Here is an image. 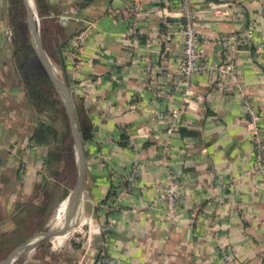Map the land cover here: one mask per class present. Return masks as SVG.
I'll return each mask as SVG.
<instances>
[{
    "label": "crops",
    "instance_id": "crops-1",
    "mask_svg": "<svg viewBox=\"0 0 264 264\" xmlns=\"http://www.w3.org/2000/svg\"><path fill=\"white\" fill-rule=\"evenodd\" d=\"M131 1L49 0L48 40L56 53L67 40L62 55L92 126L84 189L69 232L10 264H96L103 252L119 264H264V0H192L207 63L225 64L224 35L243 41L228 89L218 87L220 76L195 73L189 94L177 75L181 38L164 37L180 27L181 0H139L134 33ZM16 2L0 0V235L45 174L46 147L31 140L37 117L14 62ZM243 96L260 116L255 130ZM175 110L177 130L167 138ZM168 174L180 190L173 217L160 197ZM116 193L114 211L98 207Z\"/></svg>",
    "mask_w": 264,
    "mask_h": 264
},
{
    "label": "trees",
    "instance_id": "trees-1",
    "mask_svg": "<svg viewBox=\"0 0 264 264\" xmlns=\"http://www.w3.org/2000/svg\"><path fill=\"white\" fill-rule=\"evenodd\" d=\"M15 10V18L21 21L13 26L12 40L14 36L28 47L31 42L27 40L20 32L22 30V20L24 19L20 1L17 0ZM37 14L40 18L41 32L44 36L45 42H49V30H47L48 19L55 14V8L50 4L49 0H35ZM58 12V10H57ZM20 31V32H19ZM69 37V36H68ZM15 39V40H17ZM67 43L63 41L59 44L56 50L50 46L52 57L57 60L63 72V78L69 84L73 106L80 126L83 137L84 148L86 141L90 137L91 124L81 114L80 97L75 91V84L79 80L72 77L67 68V62L62 55L61 48ZM49 44V43H48ZM26 57V56H25ZM24 60H19L18 70L22 77L24 89L27 93L31 104L34 107L37 125L31 134V140L34 144L43 145L46 147V155L44 158V176L41 181L35 186L36 193L30 198L19 200L16 203L15 212L13 215L14 227L13 229L0 235V247L5 246L10 242H17L24 239L27 235L43 229L44 222L50 211L60 202L68 193L69 188L61 187L57 180H50L55 177L62 179L64 170L72 166V154L69 145L65 144V138L70 134L67 118L63 109L61 99L48 79L37 55L34 53ZM86 153V151H85ZM57 189L59 194L57 195ZM36 197V198H34ZM39 197V198H38ZM53 201V202H52ZM52 202L51 206L49 204ZM48 214V215H47ZM45 219V220H44ZM46 239L37 243V246L45 244Z\"/></svg>",
    "mask_w": 264,
    "mask_h": 264
},
{
    "label": "built area",
    "instance_id": "built-area-1",
    "mask_svg": "<svg viewBox=\"0 0 264 264\" xmlns=\"http://www.w3.org/2000/svg\"><path fill=\"white\" fill-rule=\"evenodd\" d=\"M139 0H132L130 2L135 18L131 21L130 33L135 32L136 24V11L139 7ZM221 11V10H219ZM199 16V10L193 5L192 0H181V23L178 28H171L165 32V39H170L173 36H180L181 38V48L178 52V64H177V75L180 78L182 84L185 85V94L192 92L191 90V77L195 73H205L207 76L217 75L220 76L219 81L217 82L218 87L228 89V79L234 77L235 75V61L239 49V46L242 44L243 36L238 33H231L223 36V39L231 43L228 51L229 55L225 60V64H209L206 61V53L204 46V39L202 34L199 32L197 27V18ZM63 17V16H62ZM73 45L76 46V43L73 42ZM75 62V61H73ZM153 66L148 63L145 66L146 76H151ZM243 102L246 104V113H247V126L249 129L255 130L257 127V122L260 118L254 106L250 103V100L247 96H243ZM178 110L173 112L172 119L168 123L165 129V136L168 138L172 135L177 127L174 123L175 117L178 115ZM257 150V163L261 164L262 158V145L260 143L256 144ZM167 144L163 145L161 156L166 160V151ZM25 159L22 160L25 163ZM139 174V169L134 168L132 175ZM131 175V177H133ZM169 180L163 186L160 192V197L166 202V214L168 217H173L175 215L176 202L180 195V190L178 184L173 180V175L168 174ZM119 198V194H113L111 200L108 202L98 203V207L106 208L109 211H114L116 208V201ZM111 227V222L107 221L101 226V230L106 232ZM224 251L225 262H230V256L226 250ZM96 264H119L118 260L112 255L103 252L99 257Z\"/></svg>",
    "mask_w": 264,
    "mask_h": 264
},
{
    "label": "water",
    "instance_id": "water-1",
    "mask_svg": "<svg viewBox=\"0 0 264 264\" xmlns=\"http://www.w3.org/2000/svg\"><path fill=\"white\" fill-rule=\"evenodd\" d=\"M19 1L23 11L24 21L28 27L37 58L41 63L52 86L58 93L63 105L75 151L74 176L71 188L58 205L60 206L63 201H66L62 224L55 229H40L39 231H35L27 235L24 239L14 242L11 247H7L11 249L7 251V254L3 258H1L2 255L0 254V264H10L13 261L14 258L8 257L11 252L17 250L23 251L31 246L36 245L46 238L64 234L70 228L81 205L86 169L84 142L73 106L69 84L58 74L47 51L45 41L40 30V21L34 5V0ZM79 12L80 10H77L76 14H79ZM61 19L65 20V17L63 16Z\"/></svg>",
    "mask_w": 264,
    "mask_h": 264
},
{
    "label": "rangeland",
    "instance_id": "rangeland-1",
    "mask_svg": "<svg viewBox=\"0 0 264 264\" xmlns=\"http://www.w3.org/2000/svg\"><path fill=\"white\" fill-rule=\"evenodd\" d=\"M34 5H35V8H36V4H35V0H34ZM39 21H40V18H39ZM22 30L23 32H20V34H22L27 40H29L31 42V45L29 44L28 47L26 45L23 44V42L20 41V37L19 39L16 38V36H14V39H13V43H14V46H13V56H14V62L16 63L17 66H19V60L22 59L24 60V57H28V56H31V54H35V50H34V47H33V44H32V39H31V36H30V33H29V30H28V27L24 21V19L22 20ZM42 33V32H41ZM43 36V35H42ZM44 38V36H43ZM17 39V40H15ZM45 41V40H44ZM49 43V44H48ZM45 42V45H46V48H47V51L51 57V60L56 68V71L58 72V74L63 77V72H62V68L61 66L57 63V60H55L53 57H52V54H51V51L48 49V47L51 46L50 42ZM73 53V52H71ZM57 54V53H56ZM25 57V58H26ZM76 58H74V56L71 55V58H70V62L73 64V72L75 73V67L77 65V61L75 60ZM75 61V62H73ZM69 63V62H68ZM67 63V64H68ZM71 64V65H72ZM215 76V75H213ZM65 144L69 145L70 147V152L72 154V161H71V168L70 166H68L65 170H64V175H63V178L62 179H56L55 177H52L50 178V180H57L58 184L63 187V186H66L68 187L69 189L71 188V185H72V181H73V176H74V159H75V151H74V145H73V142H72V138L70 136V134L65 138L64 140ZM59 189H57V195L59 194ZM42 193V192H40ZM39 193V195H40ZM37 197V196H36ZM34 197V198H36ZM39 198V197H38ZM37 200V198H36ZM53 202V201H52ZM52 202L49 204V206H51ZM60 202H57L56 206L50 211L49 215L47 216V220L44 222V227H43V230L44 229H48V228H51V227H59L57 225H54L55 221H54V217H55V213H56V209L58 207ZM45 220V219H44ZM69 230V229H68ZM66 231V232H69V231ZM39 231V230H37ZM66 234V233H65ZM50 238H46V241H45V244L42 245V246H37L34 245V246H31L29 248H27L25 251L27 252V250H31L33 248H35L37 246V252H39L40 254H43L44 252H46V250L49 248L51 242H50ZM14 244V242H10L8 244H6L5 246H2L0 247V254L2 255L1 258H3L6 254H7V251H9L11 248H7V247H11L12 245ZM5 251V252H4ZM36 252V251H35ZM57 254V253H56ZM55 258H57V256H55Z\"/></svg>",
    "mask_w": 264,
    "mask_h": 264
},
{
    "label": "bare ground",
    "instance_id": "bare-ground-1",
    "mask_svg": "<svg viewBox=\"0 0 264 264\" xmlns=\"http://www.w3.org/2000/svg\"><path fill=\"white\" fill-rule=\"evenodd\" d=\"M65 207H66V201H63L60 206H58V208L56 209V213H55V217H54V225L60 226L62 224L63 221V216H64V211H65ZM51 228H58V227H51ZM20 252H22V250H17L14 252H11L8 257L9 258H15Z\"/></svg>",
    "mask_w": 264,
    "mask_h": 264
}]
</instances>
